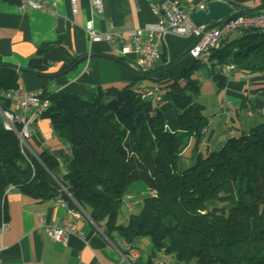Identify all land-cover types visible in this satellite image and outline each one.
Here are the masks:
<instances>
[{
	"label": "trees",
	"instance_id": "trees-1",
	"mask_svg": "<svg viewBox=\"0 0 264 264\" xmlns=\"http://www.w3.org/2000/svg\"><path fill=\"white\" fill-rule=\"evenodd\" d=\"M259 10L264 12V1ZM212 59L193 61L165 87L161 102L171 105L175 132L166 129L160 102L145 97L139 81L108 89L95 101L45 93L50 107L43 118L70 150L71 170L58 180L67 195L54 181L56 160L42 153L39 161H26L0 126V224L7 222L12 188L36 204L62 200L68 209L78 206L107 238L116 234L129 247L147 238L155 252L182 264H264V121L230 136L218 151L198 153L189 167L181 159L191 138L195 148L200 145L206 121L197 103V73L208 64L219 90L227 78L218 70L222 65L233 64L239 75H264V31L222 44ZM28 72L45 76L39 55ZM135 183L157 195L145 197L139 213L118 225L124 194Z\"/></svg>",
	"mask_w": 264,
	"mask_h": 264
},
{
	"label": "crops",
	"instance_id": "crops-1",
	"mask_svg": "<svg viewBox=\"0 0 264 264\" xmlns=\"http://www.w3.org/2000/svg\"><path fill=\"white\" fill-rule=\"evenodd\" d=\"M46 1L55 4L54 16L21 12L16 8V0H0V126L1 112L13 110L9 95L20 91L66 93L95 101L108 89H122L136 81L142 89H165L193 62L187 55L192 37L164 36L161 53L166 61L159 62L146 76L137 73L133 55L123 61L129 66L126 68L108 59L118 57L112 46L105 42L90 43L84 30L90 19L98 33H125L155 24L156 17L141 0H102L101 13L91 11L89 0H77L76 15L71 13L69 0ZM188 1L194 6L222 1L234 12L247 11L252 5V0ZM240 37L231 34L222 44ZM38 55L45 68V76L28 72L29 61ZM88 56V60L77 64L65 75L49 78L63 73L73 61L78 62ZM172 61L173 64L169 65ZM210 72L207 76H200L199 72L196 75L200 86L197 103L202 106L203 115L207 119L218 114L224 101L234 106L233 114L228 121L222 116H216L210 124L205 121V133L198 148H195V138H191L181 154L186 167L194 163L198 153L206 155L218 151L230 136L247 133L264 121L263 74L239 75L234 72L230 78L226 76L219 90ZM160 109L166 129L175 132L176 120L171 105L160 102ZM27 145L29 156L46 153L56 160L57 180L70 172L68 143L56 136L49 119L41 118L35 122ZM145 190L141 183L128 187L118 215V225H126L130 215L139 213ZM6 208L7 228L0 234V264H182L171 256L155 252L147 238L136 240L131 247L116 234L107 238L92 224L88 212L84 210L77 221L79 236H69L66 245L52 241L37 231V214L43 213L50 221L56 217L63 219L66 208L59 200L36 204L17 189H10L6 195ZM132 251L136 255H132Z\"/></svg>",
	"mask_w": 264,
	"mask_h": 264
},
{
	"label": "built area",
	"instance_id": "built-area-1",
	"mask_svg": "<svg viewBox=\"0 0 264 264\" xmlns=\"http://www.w3.org/2000/svg\"><path fill=\"white\" fill-rule=\"evenodd\" d=\"M72 15L77 14V0H69ZM137 2L138 0H133ZM149 9L150 13L156 17L157 21L153 25L143 28L129 30L125 33L112 31L98 33L93 27V21L90 19L84 27L90 43L105 42L114 48L118 57L126 58L130 55L135 57V68L141 73H150L160 62L161 42L164 36L170 34L178 37H192L193 42L188 49L187 55L192 61L207 63L213 62V54L222 47V42L231 34L243 35L246 32L264 31V12L260 11V0H252L251 7L236 17L228 21L210 27L207 25H194L189 20V15L197 11H205L206 4L202 3L194 6L188 0H141ZM90 9L93 12H102V0H89ZM18 11H33L38 13L55 15V4L46 0H16ZM215 23V22H212ZM212 59V60H211ZM218 70L226 76L234 73L233 64L222 65ZM167 93L163 88H146L143 91L145 97L153 98L157 102L165 97ZM13 102L12 112L2 111V128L9 133L15 142L19 155L29 162L30 158L37 161L38 157L28 155L27 140L34 131V124L37 120L43 118L50 107V101L46 98L44 91L39 90L34 93L18 92L9 95ZM234 106L224 101L220 107V112L206 119L210 124L216 116H222L228 121L232 117ZM251 114H249L250 116ZM205 129L202 130V134ZM70 152V150H69ZM60 192L67 195L61 183L54 179ZM12 189V188H10ZM152 197H156L155 190H148ZM60 204L66 208L63 219L53 218L48 220L43 213L37 214V231L44 233L49 239L60 244L66 245L69 236L78 235L77 221L83 210L76 206V209H68L66 204L59 200ZM7 228V222L0 224V234ZM136 255L135 252H131Z\"/></svg>",
	"mask_w": 264,
	"mask_h": 264
},
{
	"label": "water",
	"instance_id": "water-1",
	"mask_svg": "<svg viewBox=\"0 0 264 264\" xmlns=\"http://www.w3.org/2000/svg\"><path fill=\"white\" fill-rule=\"evenodd\" d=\"M239 13H235L234 10L229 7L226 3L222 2V1H211L208 2L206 4V9L205 11H197V12H193L189 15V20L194 24V25H207L210 23V27H214L217 25H220L226 21H228L231 18H234L238 15ZM215 22V23H212ZM90 58V56L88 57H83L81 58L76 64L72 65L69 69H67L66 71H64L61 74L55 75V76H51L49 78H56V77H60L65 75L66 73H68L70 70H72L77 64L86 61ZM111 60H114L118 63H120L121 65H123L126 68H129V66H127V64L114 59V58H108Z\"/></svg>",
	"mask_w": 264,
	"mask_h": 264
},
{
	"label": "rangeland",
	"instance_id": "rangeland-1",
	"mask_svg": "<svg viewBox=\"0 0 264 264\" xmlns=\"http://www.w3.org/2000/svg\"><path fill=\"white\" fill-rule=\"evenodd\" d=\"M175 64V63H174ZM167 69V68H166ZM163 70H165V69H163ZM210 71V66L207 64L206 66H204V67H202L200 70H199V74H200V76H203V75H205V76H207L208 75V72ZM181 81V80H180ZM212 81V80H211ZM147 82L148 83H150V81H148L147 80ZM181 82H183V81H181ZM213 82V81H212ZM211 82V83H212ZM214 86H215V84L214 83H212ZM217 87V86H216ZM231 122H232V119H231ZM260 122H261V120H260ZM203 130V129H202ZM202 130H201V135L203 136L204 134H202ZM30 155V154H29ZM202 156H205V153L203 152V154H202ZM32 157V156H31ZM148 190L149 189H147L146 188V190H145V197H147V196H149V197H152V196H150L149 195V193H148ZM150 190H154V189H150Z\"/></svg>",
	"mask_w": 264,
	"mask_h": 264
}]
</instances>
